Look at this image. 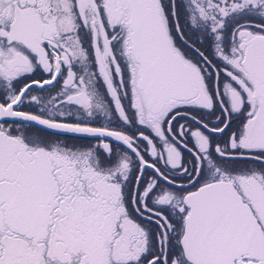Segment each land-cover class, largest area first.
<instances>
[{
  "label": "snow or ice",
  "instance_id": "snow-or-ice-1",
  "mask_svg": "<svg viewBox=\"0 0 264 264\" xmlns=\"http://www.w3.org/2000/svg\"><path fill=\"white\" fill-rule=\"evenodd\" d=\"M0 264H264V0H0Z\"/></svg>",
  "mask_w": 264,
  "mask_h": 264
}]
</instances>
